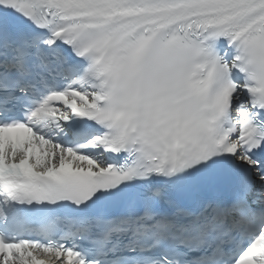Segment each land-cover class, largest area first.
I'll use <instances>...</instances> for the list:
<instances>
[{
  "label": "snow or ice",
  "instance_id": "obj_1",
  "mask_svg": "<svg viewBox=\"0 0 264 264\" xmlns=\"http://www.w3.org/2000/svg\"><path fill=\"white\" fill-rule=\"evenodd\" d=\"M0 264H264V0H0Z\"/></svg>",
  "mask_w": 264,
  "mask_h": 264
}]
</instances>
